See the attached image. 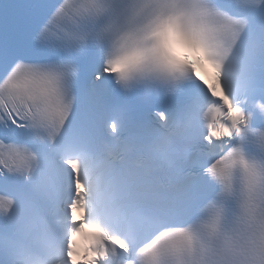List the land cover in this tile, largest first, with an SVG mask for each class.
Returning a JSON list of instances; mask_svg holds the SVG:
<instances>
[{
	"label": "snow or ice",
	"instance_id": "1",
	"mask_svg": "<svg viewBox=\"0 0 264 264\" xmlns=\"http://www.w3.org/2000/svg\"><path fill=\"white\" fill-rule=\"evenodd\" d=\"M0 264H264V0H0Z\"/></svg>",
	"mask_w": 264,
	"mask_h": 264
},
{
	"label": "clouds",
	"instance_id": "2",
	"mask_svg": "<svg viewBox=\"0 0 264 264\" xmlns=\"http://www.w3.org/2000/svg\"><path fill=\"white\" fill-rule=\"evenodd\" d=\"M182 57H183V54H182ZM187 59L189 60V62H190V63H192V61H193V58L191 57V55H190V54L188 55ZM194 67H195V65H194Z\"/></svg>",
	"mask_w": 264,
	"mask_h": 264
}]
</instances>
